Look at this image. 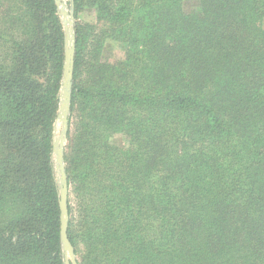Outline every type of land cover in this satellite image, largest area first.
Returning <instances> with one entry per match:
<instances>
[{
	"label": "trees",
	"instance_id": "1",
	"mask_svg": "<svg viewBox=\"0 0 264 264\" xmlns=\"http://www.w3.org/2000/svg\"><path fill=\"white\" fill-rule=\"evenodd\" d=\"M71 5L78 264H264V0ZM58 11L0 0V264H65ZM110 46L122 55L106 58Z\"/></svg>",
	"mask_w": 264,
	"mask_h": 264
},
{
	"label": "water",
	"instance_id": "2",
	"mask_svg": "<svg viewBox=\"0 0 264 264\" xmlns=\"http://www.w3.org/2000/svg\"><path fill=\"white\" fill-rule=\"evenodd\" d=\"M57 5L59 6V1L56 0ZM74 31V26H73ZM66 43H68V34H65ZM71 45H66V60L64 66V78H63V102L61 108L63 110V144L66 142L68 127H69V115H70V101H71V85H72V76L74 69V53H75V41L74 35L71 40ZM54 153H55V143L53 142ZM58 164H60V178H59V198H60V210H61V240L63 244V250L65 254V264H78L77 258L75 255L74 247L68 238V224L70 220L69 216V193L70 186L68 182V175L66 173V168L64 165V152L63 148L58 152Z\"/></svg>",
	"mask_w": 264,
	"mask_h": 264
},
{
	"label": "rangeland",
	"instance_id": "3",
	"mask_svg": "<svg viewBox=\"0 0 264 264\" xmlns=\"http://www.w3.org/2000/svg\"><path fill=\"white\" fill-rule=\"evenodd\" d=\"M59 1V6H58V13H59V17L62 21L63 27H64V33L68 34V43H66V37H65V44L68 46L71 45V40L72 37L74 35V31H73V26L75 25V20L73 17V9H72V5H71V0H58ZM95 12L92 10H87L85 12H83L80 16V20L82 22H86V23H96V17H95ZM263 26H264V22H263ZM122 55L121 51L119 50V48L115 47V46H110L104 53V56L108 59H115L118 58ZM63 87L60 91V107H59V112H58V118H57V122L55 125V134H54V143L56 145L55 147V153H53V162H54V169H55V173H56V179H57V183L59 185V178H60V171H59V167L60 164H58V152L63 148V152H64V160H65V154H66V146L68 144V134H69V130L70 127H68V132H67V137H66V142L63 144V134H64V126H63V110L61 108L62 102H63ZM71 112V111H70ZM64 165L66 168V161H64ZM67 173V172H66ZM71 195V187H70V193H69V198ZM72 199V203L73 201V197L71 196ZM65 256V254H64ZM76 258L78 259L79 257L76 256Z\"/></svg>",
	"mask_w": 264,
	"mask_h": 264
}]
</instances>
